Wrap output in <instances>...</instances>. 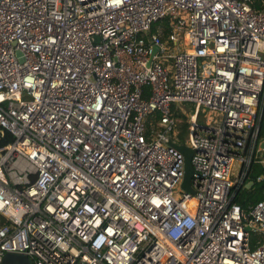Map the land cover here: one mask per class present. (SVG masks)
Returning a JSON list of instances; mask_svg holds the SVG:
<instances>
[{
	"label": "built area",
	"instance_id": "built-area-1",
	"mask_svg": "<svg viewBox=\"0 0 264 264\" xmlns=\"http://www.w3.org/2000/svg\"><path fill=\"white\" fill-rule=\"evenodd\" d=\"M263 115L264 0H0V261L264 264Z\"/></svg>",
	"mask_w": 264,
	"mask_h": 264
},
{
	"label": "trees",
	"instance_id": "trees-1",
	"mask_svg": "<svg viewBox=\"0 0 264 264\" xmlns=\"http://www.w3.org/2000/svg\"><path fill=\"white\" fill-rule=\"evenodd\" d=\"M154 28L155 25L152 26V29ZM179 116L183 119L182 122L179 123V128L186 131L188 125L185 121L186 117L182 114H179ZM258 136L259 138L264 137V115L262 116ZM262 156L264 157V150ZM247 177L252 182L249 187L242 185L239 188H234L233 201L240 204L242 208H246L248 205L264 199V167L258 162L253 163Z\"/></svg>",
	"mask_w": 264,
	"mask_h": 264
},
{
	"label": "water",
	"instance_id": "water-1",
	"mask_svg": "<svg viewBox=\"0 0 264 264\" xmlns=\"http://www.w3.org/2000/svg\"><path fill=\"white\" fill-rule=\"evenodd\" d=\"M156 49H154L155 51ZM170 146L178 149L184 156V174L183 180L181 183V187L188 192L193 193V189L191 187V176L193 172V167L191 164V156L193 154V150L185 145H178L172 142H169ZM0 264H32L31 259L25 255L6 252L2 257Z\"/></svg>",
	"mask_w": 264,
	"mask_h": 264
},
{
	"label": "rangeland",
	"instance_id": "rangeland-1",
	"mask_svg": "<svg viewBox=\"0 0 264 264\" xmlns=\"http://www.w3.org/2000/svg\"><path fill=\"white\" fill-rule=\"evenodd\" d=\"M158 24H161V22H157L155 25H158ZM184 107L187 109V110H191L192 109V106L190 104H187V105H184ZM203 110H207L205 108H201V111L198 115V118H197V122L198 123H206L204 122L205 120H209V119H213L214 118V114L211 113L210 111H207V112H203ZM193 112H195V109H193ZM189 117V115L187 116ZM187 135V132L182 130L180 131V136L185 138Z\"/></svg>",
	"mask_w": 264,
	"mask_h": 264
}]
</instances>
